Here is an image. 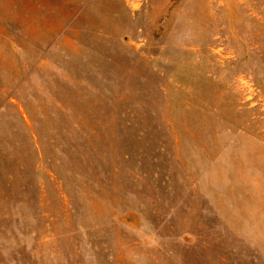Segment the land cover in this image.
<instances>
[{
    "label": "rangeland",
    "instance_id": "1",
    "mask_svg": "<svg viewBox=\"0 0 264 264\" xmlns=\"http://www.w3.org/2000/svg\"><path fill=\"white\" fill-rule=\"evenodd\" d=\"M0 264H264V0H0Z\"/></svg>",
    "mask_w": 264,
    "mask_h": 264
}]
</instances>
